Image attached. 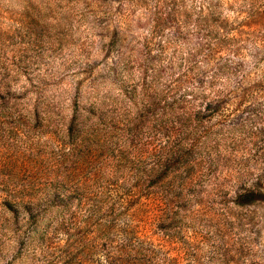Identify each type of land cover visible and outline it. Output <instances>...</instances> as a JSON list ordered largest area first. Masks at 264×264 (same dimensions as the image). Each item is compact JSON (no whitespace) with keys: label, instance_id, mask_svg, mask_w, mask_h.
<instances>
[{"label":"rangeland","instance_id":"obj_1","mask_svg":"<svg viewBox=\"0 0 264 264\" xmlns=\"http://www.w3.org/2000/svg\"><path fill=\"white\" fill-rule=\"evenodd\" d=\"M0 264H264V0H0Z\"/></svg>","mask_w":264,"mask_h":264}]
</instances>
